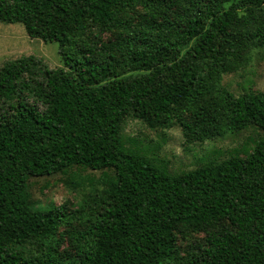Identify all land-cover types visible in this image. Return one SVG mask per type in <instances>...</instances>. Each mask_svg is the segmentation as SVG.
<instances>
[{
    "label": "trees",
    "instance_id": "16d2710c",
    "mask_svg": "<svg viewBox=\"0 0 264 264\" xmlns=\"http://www.w3.org/2000/svg\"><path fill=\"white\" fill-rule=\"evenodd\" d=\"M0 23L57 44L68 69L32 57L0 68V264H264V138L244 158L170 175L121 133L131 117L177 121L190 142L264 135V92L219 86L264 47V0H0ZM71 167L113 175L62 261L70 217L35 209L28 181ZM195 234L204 245L180 258L178 239Z\"/></svg>",
    "mask_w": 264,
    "mask_h": 264
},
{
    "label": "rangeland",
    "instance_id": "374dc122",
    "mask_svg": "<svg viewBox=\"0 0 264 264\" xmlns=\"http://www.w3.org/2000/svg\"><path fill=\"white\" fill-rule=\"evenodd\" d=\"M112 39L111 34L103 36L104 41ZM28 57L39 61L49 70L68 71L58 54L57 44H45L38 39H30L20 24L0 23V68ZM244 57L243 67L233 73L223 74L219 86L234 96L249 91L264 92V47L248 48ZM182 118L188 120V115L184 114ZM121 133L127 142H133L134 146L146 151L170 175L192 171L204 164H217L230 156L244 158L254 142L264 138L257 129L248 128L238 133L225 131L220 137L190 142L183 136L177 121L169 129L153 130L131 117L124 121ZM103 173L113 175L111 170L90 171L71 167L63 173L31 178L28 181L30 202L35 209L63 207L66 217L64 221L68 222L67 218L70 217L69 224H62L57 231L55 241L58 243L56 254L59 260L66 261V256L74 255L70 234L83 230L82 222L87 216L94 219L95 213L92 215V209L97 208L98 203L94 204L93 201L98 200L103 188ZM194 242L204 245V235L195 234L186 239H178L180 258L186 256ZM181 263L182 260L173 264Z\"/></svg>",
    "mask_w": 264,
    "mask_h": 264
}]
</instances>
